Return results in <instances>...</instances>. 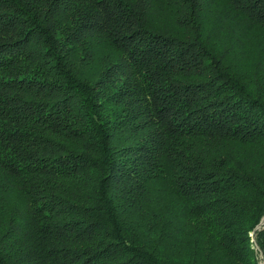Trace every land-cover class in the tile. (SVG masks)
<instances>
[{
	"label": "trees",
	"instance_id": "obj_1",
	"mask_svg": "<svg viewBox=\"0 0 264 264\" xmlns=\"http://www.w3.org/2000/svg\"><path fill=\"white\" fill-rule=\"evenodd\" d=\"M263 215L264 0H0V264H257Z\"/></svg>",
	"mask_w": 264,
	"mask_h": 264
},
{
	"label": "rangeland",
	"instance_id": "obj_2",
	"mask_svg": "<svg viewBox=\"0 0 264 264\" xmlns=\"http://www.w3.org/2000/svg\"><path fill=\"white\" fill-rule=\"evenodd\" d=\"M100 52H102L103 49H101V47L98 49ZM47 101H50L51 99L50 98H45ZM261 227H264V215L262 216V218L260 219V221L256 224V226L254 227V229L252 231L249 232V237H250V243H251V246L255 249L256 251V261H257V264H263L264 262V259H263V255L262 253L259 251L258 247L256 246L255 244V236H254V233L257 229L261 228Z\"/></svg>",
	"mask_w": 264,
	"mask_h": 264
}]
</instances>
